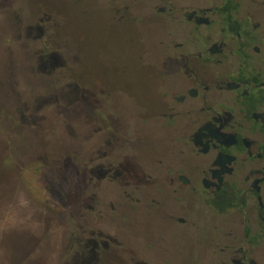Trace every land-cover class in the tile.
Segmentation results:
<instances>
[{
	"label": "flooded vegetation",
	"instance_id": "1",
	"mask_svg": "<svg viewBox=\"0 0 264 264\" xmlns=\"http://www.w3.org/2000/svg\"><path fill=\"white\" fill-rule=\"evenodd\" d=\"M63 1L97 19L0 0V135L60 125L75 182L53 264H264V0Z\"/></svg>",
	"mask_w": 264,
	"mask_h": 264
},
{
	"label": "rangeland",
	"instance_id": "2",
	"mask_svg": "<svg viewBox=\"0 0 264 264\" xmlns=\"http://www.w3.org/2000/svg\"><path fill=\"white\" fill-rule=\"evenodd\" d=\"M17 1L21 3L25 0ZM42 1L57 11L65 10L69 29L75 32L77 29L84 30V25L97 19L94 6L85 9L72 7L63 0ZM7 59L0 46V67L8 62ZM97 59L95 55L91 59L92 64ZM14 60L17 63L22 61L17 49ZM54 126L52 132L39 135L42 134L45 143L50 146H36L42 143L41 138L28 132L10 135L4 129L0 135V264H40L43 263L40 257L44 254L48 262L45 264L54 263V235L61 233L67 211L74 206L70 194H73L75 187L74 179L68 173L69 168L66 174L62 164H59V146L53 144L63 140L60 125ZM63 136L71 141L67 132H63ZM148 136L154 141L160 137L158 134ZM29 143L35 146H28ZM31 147L34 149L33 155L29 150ZM135 227L141 231L142 221L137 222ZM129 228L132 232V228ZM48 245H51L49 249L52 251H49Z\"/></svg>",
	"mask_w": 264,
	"mask_h": 264
}]
</instances>
